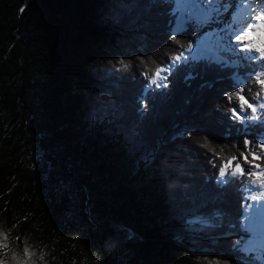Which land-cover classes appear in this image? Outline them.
I'll return each mask as SVG.
<instances>
[{
	"label": "trees",
	"instance_id": "obj_1",
	"mask_svg": "<svg viewBox=\"0 0 264 264\" xmlns=\"http://www.w3.org/2000/svg\"><path fill=\"white\" fill-rule=\"evenodd\" d=\"M172 7L0 0L3 264H253L241 181L218 168L264 136L228 100L256 95L254 64L187 57L147 86L194 41Z\"/></svg>",
	"mask_w": 264,
	"mask_h": 264
},
{
	"label": "snow or ice",
	"instance_id": "obj_2",
	"mask_svg": "<svg viewBox=\"0 0 264 264\" xmlns=\"http://www.w3.org/2000/svg\"><path fill=\"white\" fill-rule=\"evenodd\" d=\"M177 7L185 10L177 21V29L184 26L187 20L195 17L201 23L211 21L218 13L232 9L233 5L228 0H176ZM172 39L176 40L173 35ZM214 51L224 64L235 63L229 61L228 56L235 53H245L242 60L254 64L249 74V79H254L258 91L254 97H248L245 87H238L228 96V100H237L236 106L230 109L233 119L240 122L249 120L259 121L264 126V0H235V8L229 21L220 30L213 34ZM192 45H188L190 51ZM184 52L174 57L180 60ZM170 69L158 68L154 73L153 83L162 81L158 86L167 87V76L162 75ZM221 183L227 184L233 179L241 181L240 189L245 194L244 218L247 227L252 233H257L264 225V137L259 140H244V148L239 156L222 158L218 168ZM251 201V203H247ZM6 239V238H5ZM253 241H241L248 251H253ZM7 250V245L3 246ZM23 255L28 256V248H24ZM15 259V256L13 257ZM2 264V262H0Z\"/></svg>",
	"mask_w": 264,
	"mask_h": 264
},
{
	"label": "rangeland",
	"instance_id": "obj_3",
	"mask_svg": "<svg viewBox=\"0 0 264 264\" xmlns=\"http://www.w3.org/2000/svg\"><path fill=\"white\" fill-rule=\"evenodd\" d=\"M171 1H173V2L175 1V3H176V0H171ZM172 8H173L174 11L176 10L175 11L176 12V14H175L176 15V17H175V26L177 27V21H178V19L180 18L181 15H185L186 13H185V10L184 9L177 7V3ZM191 21H194V24H195V27H194V30H195V32H194V39H197V37L199 36V34H201L203 31L204 32H207L209 26H213L215 24V22L213 21V19L211 21L201 23L195 17H191V18H189L187 20V23H190L192 25V22ZM218 26H219V24H216L215 28L217 29ZM211 41H212V39H211ZM205 44H206V46L203 48V50L204 51H207L206 53L205 52H202V53L199 52L198 53L196 51L193 52L195 49H193V47H192V49L190 51L187 50V52H185L184 57H182V58L185 59L187 56H190L193 59H198V57H200V56H207V58L210 59L209 60L210 62H211L212 59L213 60H215V59H218L219 60L218 55L214 51L211 50L213 48V43L211 42L209 44L208 43H205ZM232 55H234V57H235V63H230V64L233 65V66H235L237 68V67L240 66V64L243 63V60L240 59V57H243L245 55V53H235V54H232ZM232 55H229L228 56L229 61H234L233 59H230V57H232ZM160 83H161V81H157L156 83H153V84H155L156 86H158ZM249 121L252 122L254 120H249ZM262 137H264V136H262ZM260 138L261 137H259V139ZM218 182H219V184H222L221 181H220V177H218ZM247 203H251V201H247ZM243 213H245V211ZM244 219L245 218H244V215H243V220ZM243 220H242V226L246 230L247 236L250 237V238H252L251 235H253V233L248 229V227H247V221L245 220V223H244ZM242 251L244 252V254L251 253L253 255L252 256V258H253V264H264V257H259L260 255L256 251L255 252L254 251H248V250H246V248H245L244 245L242 246ZM0 253L1 254H4L5 253V250H0Z\"/></svg>",
	"mask_w": 264,
	"mask_h": 264
},
{
	"label": "bare ground",
	"instance_id": "obj_4",
	"mask_svg": "<svg viewBox=\"0 0 264 264\" xmlns=\"http://www.w3.org/2000/svg\"><path fill=\"white\" fill-rule=\"evenodd\" d=\"M228 2L232 4V1L228 0ZM213 21L215 22V24L213 26H209L208 27V31L212 32V35H211L210 40H209L210 42H212L211 39L213 38V34L217 31L216 28H215L216 24H219V26H218L219 29L218 30H220L221 27L223 28V26L225 24L223 13H222V18L221 19L213 18ZM206 41H208V40L206 39ZM197 48H198V45L193 47V49H195V50ZM165 74L166 73H163L162 75H165ZM153 79H155V77H153ZM243 221L245 223V219ZM251 236H252V238L248 237L249 239L247 238V240L245 242L253 241V243H252V248L254 249L253 251L254 252L256 251L260 255L259 257H264V225H261V227L258 229L257 233H255V234L253 233V235H251Z\"/></svg>",
	"mask_w": 264,
	"mask_h": 264
}]
</instances>
